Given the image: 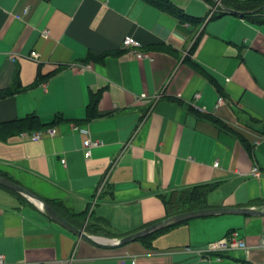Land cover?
Instances as JSON below:
<instances>
[{
    "label": "crops",
    "instance_id": "obj_1",
    "mask_svg": "<svg viewBox=\"0 0 264 264\" xmlns=\"http://www.w3.org/2000/svg\"><path fill=\"white\" fill-rule=\"evenodd\" d=\"M167 1L198 23L143 0H0V173L85 213L79 228L99 239L163 220V199L194 187L207 189L204 208L264 205V19L220 0L227 10ZM126 35L140 47H122ZM29 115L37 123L22 138L18 120ZM77 127L97 141L88 158ZM24 199L0 186V264H264V215L194 218L152 248H108ZM232 231L247 247L219 261L185 249Z\"/></svg>",
    "mask_w": 264,
    "mask_h": 264
},
{
    "label": "trees",
    "instance_id": "obj_2",
    "mask_svg": "<svg viewBox=\"0 0 264 264\" xmlns=\"http://www.w3.org/2000/svg\"><path fill=\"white\" fill-rule=\"evenodd\" d=\"M144 2H147L148 4H151L162 11H165L169 13L170 15L174 16L181 22H193L198 23V20H192L189 16H186L183 12L178 10L175 6L170 4L167 0H143ZM220 3L224 7H228L229 9H232L234 11L240 12L243 16L258 20V19H264V9L258 12H254L257 8L261 7L264 4V0H246V1H239V0H220ZM220 12V9H218ZM216 14V13H215ZM214 14V15H215ZM192 50V49H191ZM189 64L203 74L202 69L193 63L192 61H189ZM36 117L34 115L26 116L25 118L18 120L19 126L18 131L23 132L25 130H30L36 125ZM240 141L246 146L247 149H249L248 145L246 144L245 139L238 135ZM0 176L7 178L11 180L10 178L6 177L5 175L0 173ZM10 191V190H8ZM15 195H17L20 199H24L23 196H21L18 193L12 192ZM182 193L183 196H181V200H178L175 202V193ZM172 198L165 197L163 199V203L166 209V217L172 216L174 214H179L183 212L193 211V210H199L204 208L205 203V195L207 193V189L205 188H199L194 187L190 190H184V191H176L173 192ZM174 197V198H173ZM25 200V199H24ZM44 202L50 206L55 212H57L60 216H62L66 221L74 225L75 227L79 228L81 227V224L85 220V213L82 214H72L69 207L65 206L60 200L57 199H44ZM264 205L262 206V208ZM76 217V218H74ZM91 224L86 225L85 227H89ZM171 227V226H170ZM169 227H166L164 229L158 230L156 232L150 233L144 237H141L137 239L138 242H140L144 247L146 248H152L151 241L152 238L163 232L164 230L168 229Z\"/></svg>",
    "mask_w": 264,
    "mask_h": 264
},
{
    "label": "water",
    "instance_id": "obj_3",
    "mask_svg": "<svg viewBox=\"0 0 264 264\" xmlns=\"http://www.w3.org/2000/svg\"><path fill=\"white\" fill-rule=\"evenodd\" d=\"M214 2L221 7L222 9L227 10L221 4H219L218 0H214ZM264 9V4L257 8L254 12H258ZM0 186L6 188L12 192L18 193L28 200L33 201L38 204L40 210L54 223L58 226L62 227L66 231L72 233L78 238L85 240L91 244H94L99 247H116L119 245H124L129 242L135 241L141 237H144L150 233L156 232L158 230L164 229L166 227L174 226L176 224L188 221L190 219L205 217L210 215H222V214H238V215H252V216H260L264 215V207L257 209L253 207H240V208H229V207H213V208H203L199 210H193L188 212H183L179 214H174L172 216L166 217L163 220H160L154 224H151L140 231L124 236L118 240L112 239H99V237L91 236L86 234L82 228H77L68 221H66L62 216H60L57 212H55L50 206H48L44 200H42L39 196L35 195L33 192L24 188L23 186L0 176Z\"/></svg>",
    "mask_w": 264,
    "mask_h": 264
},
{
    "label": "built area",
    "instance_id": "obj_4",
    "mask_svg": "<svg viewBox=\"0 0 264 264\" xmlns=\"http://www.w3.org/2000/svg\"><path fill=\"white\" fill-rule=\"evenodd\" d=\"M46 34V32H44ZM121 45L124 48L128 49H134L140 47L139 42L134 39L132 36L126 35L122 38ZM143 54L137 53L138 57H141ZM30 58H37V53L35 51L30 52ZM11 61H13V57L10 58ZM199 94H194V98H197ZM223 102V98L220 96L217 101V105H220ZM77 131L83 136L82 140V154L84 158H88L90 156L91 148L97 145V141L92 140L90 138V134L87 128L85 127H77ZM57 133L56 128L49 127L44 131V134L47 136H54ZM44 134L42 132H34L31 134L32 140H38L40 139ZM22 138H26L27 134L25 132H22L21 134ZM214 166H217V163H214ZM258 169L254 167L252 169V173L254 175H257ZM246 243L244 240L238 237L237 233L235 231L230 232L227 236L220 238L215 241L208 242L206 245L192 249V248H185L188 251H193L196 253L198 257L202 258H211L213 257L215 260L219 261L221 259V255L223 253H226L228 251H232L235 249H245ZM2 257L0 256V263H2ZM131 264H140L137 262L135 258H132L130 260Z\"/></svg>",
    "mask_w": 264,
    "mask_h": 264
},
{
    "label": "rangeland",
    "instance_id": "obj_5",
    "mask_svg": "<svg viewBox=\"0 0 264 264\" xmlns=\"http://www.w3.org/2000/svg\"><path fill=\"white\" fill-rule=\"evenodd\" d=\"M173 194H174V193L170 194V196H169L170 199L172 198V195H173ZM175 194H176V195H174V197H175V202L178 201V200H181V199H179V198H181V196H183L182 193H179V192H178V193H175ZM174 197H173V198H174ZM92 231L97 232L98 230H95L94 228H92ZM92 234H94V233H92ZM155 240H156V239H154L153 242H155Z\"/></svg>",
    "mask_w": 264,
    "mask_h": 264
}]
</instances>
